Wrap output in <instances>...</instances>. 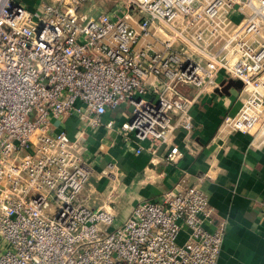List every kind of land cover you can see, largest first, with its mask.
I'll return each mask as SVG.
<instances>
[{
  "label": "built area",
  "instance_id": "obj_1",
  "mask_svg": "<svg viewBox=\"0 0 264 264\" xmlns=\"http://www.w3.org/2000/svg\"><path fill=\"white\" fill-rule=\"evenodd\" d=\"M81 1L0 0V264H216L226 221L196 182L181 177L116 222L80 196V135L55 120L96 126L127 102L122 131L168 143L171 114L192 127L178 84L202 87L222 69L245 91L222 122L264 143V0H121L120 14L96 15ZM181 154L172 144L165 158Z\"/></svg>",
  "mask_w": 264,
  "mask_h": 264
},
{
  "label": "crops",
  "instance_id": "obj_2",
  "mask_svg": "<svg viewBox=\"0 0 264 264\" xmlns=\"http://www.w3.org/2000/svg\"><path fill=\"white\" fill-rule=\"evenodd\" d=\"M21 1L33 7L39 0ZM104 2L101 12L123 11L121 0ZM129 20L137 27L133 17ZM230 78L219 69L202 87L180 85L192 100V127L186 131L171 114L177 126L168 143L126 135L120 125L129 116L127 102L108 109L96 126L74 113L55 120L70 139L80 135L78 144L90 168L80 193L85 203L111 211L121 222L138 201H162L165 191L184 177L199 185L217 219L226 221L216 264H264V143L256 131L234 130L222 122L225 114L237 111L245 95L242 86L218 91V85ZM110 120L111 126L106 124ZM172 144L182 154L169 161L165 154Z\"/></svg>",
  "mask_w": 264,
  "mask_h": 264
},
{
  "label": "rangeland",
  "instance_id": "obj_3",
  "mask_svg": "<svg viewBox=\"0 0 264 264\" xmlns=\"http://www.w3.org/2000/svg\"><path fill=\"white\" fill-rule=\"evenodd\" d=\"M40 1V0H39ZM36 1V4L37 2ZM43 1H47V0H43ZM103 1L102 3L99 0H82L80 5H79V12L80 13H87V14H93L96 15L98 14V12L100 13L102 10L106 9V4H105V0H101ZM180 84H178V89L180 90ZM30 116H32V114H30Z\"/></svg>",
  "mask_w": 264,
  "mask_h": 264
},
{
  "label": "water",
  "instance_id": "obj_4",
  "mask_svg": "<svg viewBox=\"0 0 264 264\" xmlns=\"http://www.w3.org/2000/svg\"><path fill=\"white\" fill-rule=\"evenodd\" d=\"M230 85H234L236 87H241L242 86V82L240 79L238 78H230L228 79L226 82L222 81L219 85H218V91L221 92V91H226L227 92V88L230 86Z\"/></svg>",
  "mask_w": 264,
  "mask_h": 264
}]
</instances>
